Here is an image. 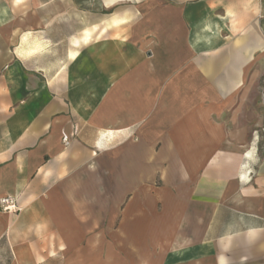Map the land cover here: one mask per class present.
<instances>
[{"label": "crops", "instance_id": "crops-1", "mask_svg": "<svg viewBox=\"0 0 264 264\" xmlns=\"http://www.w3.org/2000/svg\"><path fill=\"white\" fill-rule=\"evenodd\" d=\"M3 197L0 264H264V0H0Z\"/></svg>", "mask_w": 264, "mask_h": 264}, {"label": "rangeland", "instance_id": "rangeland-1", "mask_svg": "<svg viewBox=\"0 0 264 264\" xmlns=\"http://www.w3.org/2000/svg\"><path fill=\"white\" fill-rule=\"evenodd\" d=\"M149 1V0H148ZM125 2H117L115 4L114 7L107 9V10H103L100 9L99 11V20L97 21L98 23H93V24H89V22L91 21V19L86 16V14H84L83 16V21H84V26H83V33L84 31H87L91 33V35L89 36L88 40L85 41L87 42L84 43V53H85V49L88 48L89 49V44L95 45V46H99L100 50L101 48H106L107 45V37H114V42H116V47L119 46L118 44H121L120 42L125 36V32L126 30H128L127 23H132L131 25H134L133 21H136L133 18V11L135 9L128 7L127 4H124ZM92 10V9H89ZM126 19L127 23L125 25H123L124 20ZM88 22V23H87ZM125 40V42L128 44V39H123ZM105 52V51H104ZM116 55L118 53H120V46L118 48H116L115 50ZM83 59H84V63L88 62V60H90V55H87L86 53L83 54ZM96 90V89H95ZM102 90L103 89H98V95L101 97L102 95ZM98 96V97H99ZM90 107L91 105L88 104L87 107ZM86 106H84V108L82 110L85 111ZM136 127V126H135ZM135 127H132V131H135ZM132 132V133H133ZM160 186V184L158 185ZM150 205H148L149 207ZM156 207L158 209H160L162 206L161 204H157ZM74 258L72 257V260ZM100 259V258H99ZM98 259V260H99ZM117 259V258H116ZM54 264H58V263H54ZM67 264H75V263H67ZM98 264H105L102 263L101 260L100 262H98Z\"/></svg>", "mask_w": 264, "mask_h": 264}, {"label": "built area", "instance_id": "built-area-1", "mask_svg": "<svg viewBox=\"0 0 264 264\" xmlns=\"http://www.w3.org/2000/svg\"><path fill=\"white\" fill-rule=\"evenodd\" d=\"M0 208L6 211H16L17 210L13 202V199L10 197H3L0 199Z\"/></svg>", "mask_w": 264, "mask_h": 264}, {"label": "bare ground", "instance_id": "bare-ground-1", "mask_svg": "<svg viewBox=\"0 0 264 264\" xmlns=\"http://www.w3.org/2000/svg\"><path fill=\"white\" fill-rule=\"evenodd\" d=\"M89 32H90V31H89ZM89 35H90V34H89ZM89 35H88V36H89ZM88 36H87V31H84L83 38L85 39V38H87ZM141 43H142V47H146V46H148V45L153 44V41H152V42H147V41L144 39V37L141 36ZM118 120H120V118H118ZM106 128H107V129H111V124H108Z\"/></svg>", "mask_w": 264, "mask_h": 264}]
</instances>
